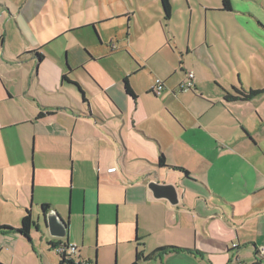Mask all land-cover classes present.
Returning a JSON list of instances; mask_svg holds the SVG:
<instances>
[{"label": "crops", "instance_id": "1", "mask_svg": "<svg viewBox=\"0 0 264 264\" xmlns=\"http://www.w3.org/2000/svg\"><path fill=\"white\" fill-rule=\"evenodd\" d=\"M220 4L207 12L239 14L256 30L240 32L245 45L264 53L262 10L251 0H230V11ZM12 8L0 0V201L19 210L14 228L28 210L33 217L34 196L40 211L47 204V214L67 222V237L48 244L77 245L76 263L92 264L82 256L94 251L99 264L102 250L132 264L137 252L162 247L191 252L161 251L140 264L264 263L257 253L264 248V94L226 99L264 85L236 78L223 41L232 45L236 33L209 32L208 16L196 32H151L150 21L132 32L135 16L128 15L126 29L125 17L107 14L35 32L29 16ZM160 16L171 22L162 6ZM14 22L16 32H9ZM188 72L196 86L181 92ZM157 79L166 86L160 96L153 92ZM151 182L176 186L178 204L156 198ZM75 206L83 233L72 238ZM44 214L33 217L37 230ZM0 236L26 242L19 234Z\"/></svg>", "mask_w": 264, "mask_h": 264}, {"label": "rangeland", "instance_id": "2", "mask_svg": "<svg viewBox=\"0 0 264 264\" xmlns=\"http://www.w3.org/2000/svg\"><path fill=\"white\" fill-rule=\"evenodd\" d=\"M3 3L8 2L13 11L22 9V14L31 19L29 22L30 29L35 32H60L64 28H69L75 25H83L89 20L99 22L103 15H110L111 17H125L121 22H125L124 27L127 29L128 15L135 16L137 25H132L131 31L143 30L145 24L151 25V32H190L200 30L201 23H203L205 16H208L211 22V29L209 32H235L237 39L230 45L223 40L225 47L229 50L232 60L233 69L236 71V78L242 79L244 83L253 86L264 85V53L255 43L249 45L240 32H256L255 28L248 25H243L238 20V14L227 15L226 13L207 12V9H218L221 6L222 0H172V15L171 22L166 24L161 19V4L154 0H2ZM252 3L262 10L264 14V0H251ZM243 8L244 5H241ZM240 8L244 12L245 9ZM12 13V12H10ZM254 15V14H253ZM129 16V17H130ZM246 17H252V14H245ZM166 20V18H165ZM203 20V21H202ZM111 24V23H110ZM97 26L93 25L90 29H83V32H103L105 28L110 26V29H116L115 25ZM210 25V24H209ZM136 27V30H135ZM9 32H16L17 24L12 23L7 27ZM203 28V27H202ZM210 28V26H209ZM264 29V23H259L257 27ZM204 29V28H203ZM88 30V31H87ZM79 32V31H77ZM201 32H205V29ZM185 39V38H181ZM179 39V41L181 40ZM182 43V40H181ZM253 46V47H252ZM232 49V50H231ZM225 63L226 57L221 49L217 48ZM237 55V57H236ZM236 57V58H235ZM243 62L245 67L239 66L238 62ZM229 69L230 66H229ZM250 79L252 81H250ZM13 198V197H12ZM1 199V197H0ZM14 199H16L14 197ZM32 201V211L35 221H37L38 214L41 215L38 201L35 197L30 199ZM0 201V222L2 225H9L11 227L19 226L20 212L17 207H2ZM31 205V204H29ZM79 207L74 208L72 217V233L71 237H80L83 233V220L79 213ZM44 217V216H43ZM39 230L34 227L32 242L26 240L10 239L12 237L0 236V248L3 251L0 253V264L4 261L5 264H59L60 256L49 247V242L57 240L53 238L48 229L40 220ZM37 230V231H36ZM14 236V235H10ZM82 259L85 261H92L95 264V253L91 251L83 252ZM99 264H119L114 254L102 253L99 254Z\"/></svg>", "mask_w": 264, "mask_h": 264}, {"label": "trees", "instance_id": "3", "mask_svg": "<svg viewBox=\"0 0 264 264\" xmlns=\"http://www.w3.org/2000/svg\"><path fill=\"white\" fill-rule=\"evenodd\" d=\"M163 8L164 14H165V18L166 20H169L171 18L172 15V0H158ZM223 9L226 11H230L231 10V5H230V0H223ZM40 59L43 58L42 55L39 56ZM64 79H66L64 77ZM125 87H126V91L127 93H129L130 95L134 96L132 89L129 86L128 80H125ZM237 95H231V94H227L226 95V99H239V100H250L253 99L255 97H258L262 94H264V90H249L248 92H243L241 90H235ZM39 117H43V114H40ZM160 164L162 166H165L164 163V159L163 157L160 159ZM50 206L45 204L42 206V211L43 213L47 214L49 211ZM35 222L33 221V217H32V212L31 210L27 211L26 216L23 218L22 220V224L19 228H13L11 226L8 225H2L0 223V234L1 235H7V234H19L21 236H23L27 241L32 242V238H31V233L33 228L35 227ZM49 245L54 246L52 243H50ZM182 252V251H187V252H191V250H185L182 248H178V247H162V248H158L155 252H153L152 254L149 255H145L143 252H137V256L135 261L132 264H140L142 261H146V260H151L153 259V257L155 256V253L157 252ZM59 264H82V263H76L73 259L72 260H66L63 257H60L59 260Z\"/></svg>", "mask_w": 264, "mask_h": 264}, {"label": "water", "instance_id": "4", "mask_svg": "<svg viewBox=\"0 0 264 264\" xmlns=\"http://www.w3.org/2000/svg\"><path fill=\"white\" fill-rule=\"evenodd\" d=\"M154 196L158 199H167L171 204L176 205L179 202V194L176 186L171 184H160L151 182L149 184ZM44 225L50 235L54 238L64 239L68 235V224L56 212L44 214Z\"/></svg>", "mask_w": 264, "mask_h": 264}, {"label": "built area", "instance_id": "5", "mask_svg": "<svg viewBox=\"0 0 264 264\" xmlns=\"http://www.w3.org/2000/svg\"><path fill=\"white\" fill-rule=\"evenodd\" d=\"M196 76L193 72H188L187 73V78L185 80V82L182 84L181 87V92H190L192 90H194L196 84ZM166 89L165 83L160 80L157 79L155 86H154V94L156 96H160ZM234 248L237 247V245H233ZM54 251L57 253L58 256L65 258L66 260H74V258L76 257V255H78L79 253V248L77 245L75 244H70V243H60L57 244L54 247ZM258 257L261 258L264 256V248H259L258 249ZM82 264H88V263H82ZM229 264H264L261 262H256V263H248L246 261L240 260L238 258L232 260Z\"/></svg>", "mask_w": 264, "mask_h": 264}, {"label": "flooded vegetation", "instance_id": "6", "mask_svg": "<svg viewBox=\"0 0 264 264\" xmlns=\"http://www.w3.org/2000/svg\"><path fill=\"white\" fill-rule=\"evenodd\" d=\"M60 244V243H59ZM57 244L54 245V247L56 246ZM54 247H53V250H54Z\"/></svg>", "mask_w": 264, "mask_h": 264}]
</instances>
